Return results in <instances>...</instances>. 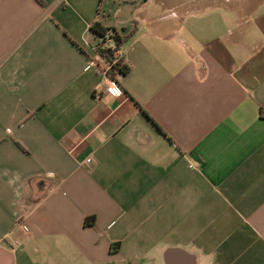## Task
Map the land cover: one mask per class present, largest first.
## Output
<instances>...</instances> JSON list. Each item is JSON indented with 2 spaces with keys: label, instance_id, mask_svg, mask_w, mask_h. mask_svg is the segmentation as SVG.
<instances>
[{
  "label": "crops",
  "instance_id": "obj_1",
  "mask_svg": "<svg viewBox=\"0 0 264 264\" xmlns=\"http://www.w3.org/2000/svg\"><path fill=\"white\" fill-rule=\"evenodd\" d=\"M0 264H264V0H0Z\"/></svg>",
  "mask_w": 264,
  "mask_h": 264
},
{
  "label": "trees",
  "instance_id": "obj_2",
  "mask_svg": "<svg viewBox=\"0 0 264 264\" xmlns=\"http://www.w3.org/2000/svg\"><path fill=\"white\" fill-rule=\"evenodd\" d=\"M90 30L97 36V37H103V41L106 39V36H111L114 39V46H107L103 47L101 43L97 44V49L98 51L102 54V56L105 58V60L110 61L112 60L114 56V50L115 49H120L122 43L125 41L127 38V34L122 35L120 34L116 29H112L113 32H111L110 28L105 27L101 22L95 21L92 25ZM117 69L118 72L121 74L125 75L129 72L130 66L129 65H123L120 62L115 65L112 69L109 71V76L113 77L114 75V70ZM89 219H94V216H91ZM87 220V223L89 221Z\"/></svg>",
  "mask_w": 264,
  "mask_h": 264
},
{
  "label": "built area",
  "instance_id": "obj_3",
  "mask_svg": "<svg viewBox=\"0 0 264 264\" xmlns=\"http://www.w3.org/2000/svg\"><path fill=\"white\" fill-rule=\"evenodd\" d=\"M108 37H110V36L107 35L106 38H108ZM102 39H103V37H102ZM101 42H98V44L101 43ZM101 44H102L103 47H107L108 46V44H106V42H103ZM95 50H96V55L94 56V58L91 59V61L89 63V66L95 65L96 67H98L99 71L103 75L109 76L110 69H112L115 65H117L121 61V52H120V50L119 49H115L114 50V56H113L112 60H110V61L105 60V58L102 56V54L98 51L97 45L95 46ZM99 59L105 60L106 65L105 66H100L99 63H98ZM112 93L115 96H120V95L123 94V90L118 85H114L112 87ZM25 229H28V228L25 227Z\"/></svg>",
  "mask_w": 264,
  "mask_h": 264
}]
</instances>
